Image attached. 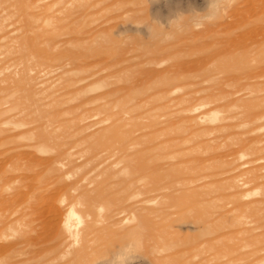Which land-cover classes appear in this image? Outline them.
<instances>
[{"label": "rangeland", "instance_id": "374dc122", "mask_svg": "<svg viewBox=\"0 0 264 264\" xmlns=\"http://www.w3.org/2000/svg\"><path fill=\"white\" fill-rule=\"evenodd\" d=\"M0 264H264V0H0Z\"/></svg>", "mask_w": 264, "mask_h": 264}, {"label": "bare ground", "instance_id": "6f19581e", "mask_svg": "<svg viewBox=\"0 0 264 264\" xmlns=\"http://www.w3.org/2000/svg\"><path fill=\"white\" fill-rule=\"evenodd\" d=\"M70 211V210H69Z\"/></svg>", "mask_w": 264, "mask_h": 264}]
</instances>
